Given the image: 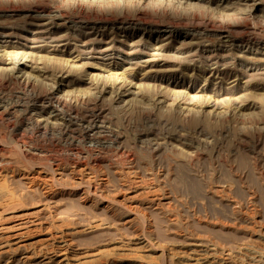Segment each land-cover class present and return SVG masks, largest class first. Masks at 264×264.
<instances>
[{
	"label": "rangeland",
	"instance_id": "rangeland-1",
	"mask_svg": "<svg viewBox=\"0 0 264 264\" xmlns=\"http://www.w3.org/2000/svg\"><path fill=\"white\" fill-rule=\"evenodd\" d=\"M0 264H264V0H0Z\"/></svg>",
	"mask_w": 264,
	"mask_h": 264
},
{
	"label": "bare ground",
	"instance_id": "bare-ground-1",
	"mask_svg": "<svg viewBox=\"0 0 264 264\" xmlns=\"http://www.w3.org/2000/svg\"><path fill=\"white\" fill-rule=\"evenodd\" d=\"M100 187H101V186H100ZM152 201H153V200H152ZM21 223H22V222H21ZM15 226H16V225H15ZM18 227H19V226H18ZM11 228H12V227H11ZM14 228H15V227H14ZM15 229H16V228H15ZM15 229H14V231H15ZM26 229H28V227H27ZM6 230H7V229H6ZM17 230H18V229H17ZM2 232H3V231H2ZM15 232H16V231H15ZM15 232H14V233H15ZM4 233H5V232H4ZM4 233H3V234H4ZM11 234H12V233H11ZM24 234H25V233H24ZM5 235H6V234H5ZM2 236H3V235H2ZM11 236H12V235H11ZM14 236H15V235H14ZM9 237H10V236L8 235V237H5V239H6V238H9ZM23 237H24V235H23ZM11 238H12V237H11ZM14 238H15V237H14ZM14 238H12V239H14ZM18 238H20V237H18ZM21 238H22V236H21ZM9 241H10V240H9ZM13 241H14V240H13ZM6 243H7V242H6Z\"/></svg>",
	"mask_w": 264,
	"mask_h": 264
}]
</instances>
